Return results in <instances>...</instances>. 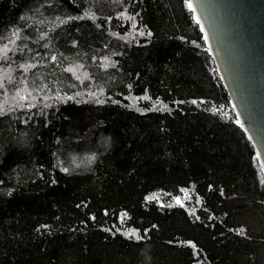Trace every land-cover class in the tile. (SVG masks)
I'll return each mask as SVG.
<instances>
[{
	"label": "trees",
	"instance_id": "obj_1",
	"mask_svg": "<svg viewBox=\"0 0 264 264\" xmlns=\"http://www.w3.org/2000/svg\"><path fill=\"white\" fill-rule=\"evenodd\" d=\"M188 10L0 0V264H264V179Z\"/></svg>",
	"mask_w": 264,
	"mask_h": 264
},
{
	"label": "water",
	"instance_id": "obj_2",
	"mask_svg": "<svg viewBox=\"0 0 264 264\" xmlns=\"http://www.w3.org/2000/svg\"><path fill=\"white\" fill-rule=\"evenodd\" d=\"M189 3L264 176V0Z\"/></svg>",
	"mask_w": 264,
	"mask_h": 264
},
{
	"label": "snow or ice",
	"instance_id": "obj_3",
	"mask_svg": "<svg viewBox=\"0 0 264 264\" xmlns=\"http://www.w3.org/2000/svg\"><path fill=\"white\" fill-rule=\"evenodd\" d=\"M188 7L191 9L192 8V5L191 3L188 4ZM199 23V21H197ZM55 59V57H53V60ZM28 67H31V65H29ZM68 71H71V69H68ZM0 87H2V84H0ZM144 99H148V97H143ZM57 99H59V97H57ZM69 99H71V97H69ZM35 105H33L34 107ZM45 107H47V105H45ZM64 171H67V169H64ZM151 199V197L149 198Z\"/></svg>",
	"mask_w": 264,
	"mask_h": 264
},
{
	"label": "rangeland",
	"instance_id": "obj_4",
	"mask_svg": "<svg viewBox=\"0 0 264 264\" xmlns=\"http://www.w3.org/2000/svg\"><path fill=\"white\" fill-rule=\"evenodd\" d=\"M186 2H187V1L185 0V4H186ZM190 15H191V17L193 18V21L195 22L192 12H190ZM94 124H95V123H94ZM96 125H97V122H96ZM89 127L94 128L95 126H89ZM67 155H68V154H67ZM68 156H69V155H68Z\"/></svg>",
	"mask_w": 264,
	"mask_h": 264
}]
</instances>
